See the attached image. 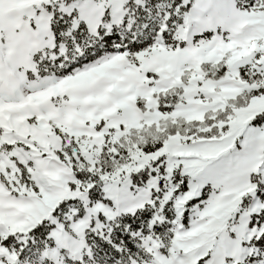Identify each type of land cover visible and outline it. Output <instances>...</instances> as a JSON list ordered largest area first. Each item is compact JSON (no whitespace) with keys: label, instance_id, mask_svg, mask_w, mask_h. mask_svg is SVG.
<instances>
[{"label":"snow or ice","instance_id":"snow-or-ice-1","mask_svg":"<svg viewBox=\"0 0 264 264\" xmlns=\"http://www.w3.org/2000/svg\"><path fill=\"white\" fill-rule=\"evenodd\" d=\"M0 264H264V0H0Z\"/></svg>","mask_w":264,"mask_h":264}]
</instances>
